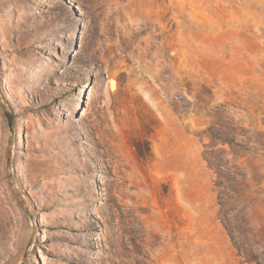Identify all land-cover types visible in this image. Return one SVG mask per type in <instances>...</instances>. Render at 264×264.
<instances>
[{"label":"rangeland","instance_id":"obj_1","mask_svg":"<svg viewBox=\"0 0 264 264\" xmlns=\"http://www.w3.org/2000/svg\"><path fill=\"white\" fill-rule=\"evenodd\" d=\"M0 238L264 264V0H0Z\"/></svg>","mask_w":264,"mask_h":264},{"label":"bare ground","instance_id":"obj_2","mask_svg":"<svg viewBox=\"0 0 264 264\" xmlns=\"http://www.w3.org/2000/svg\"><path fill=\"white\" fill-rule=\"evenodd\" d=\"M3 173V172H2ZM4 188V187H3ZM12 190V189H11ZM1 239V238H0Z\"/></svg>","mask_w":264,"mask_h":264},{"label":"trees","instance_id":"obj_3","mask_svg":"<svg viewBox=\"0 0 264 264\" xmlns=\"http://www.w3.org/2000/svg\"><path fill=\"white\" fill-rule=\"evenodd\" d=\"M228 231H229V229H228Z\"/></svg>","mask_w":264,"mask_h":264}]
</instances>
